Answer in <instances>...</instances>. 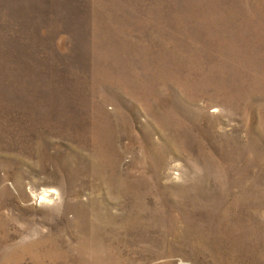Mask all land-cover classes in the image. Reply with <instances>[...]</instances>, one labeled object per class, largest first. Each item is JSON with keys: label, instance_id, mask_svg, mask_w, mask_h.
<instances>
[{"label": "rangeland", "instance_id": "1", "mask_svg": "<svg viewBox=\"0 0 264 264\" xmlns=\"http://www.w3.org/2000/svg\"><path fill=\"white\" fill-rule=\"evenodd\" d=\"M0 264H264V0H0Z\"/></svg>", "mask_w": 264, "mask_h": 264}, {"label": "bare ground", "instance_id": "2", "mask_svg": "<svg viewBox=\"0 0 264 264\" xmlns=\"http://www.w3.org/2000/svg\"><path fill=\"white\" fill-rule=\"evenodd\" d=\"M95 247H96V246H95ZM95 247H94V248H95ZM85 250H86V249H85ZM93 250H94V249H93ZM15 252H16V251H15ZM94 252H95V251H94ZM94 252H93V253H94ZM94 254H95V253H94ZM97 254H98V253H97ZM97 254H96V255H97ZM80 255H81V254H80ZM82 255H83V254H82ZM92 255H93V254H92ZM98 255H99V254H98ZM83 256H84V255H83ZM90 257H91V255H90ZM84 259H85V258H84ZM96 259H97V258H96ZM84 261H85V260H84ZM103 262H104V261H103Z\"/></svg>", "mask_w": 264, "mask_h": 264}]
</instances>
